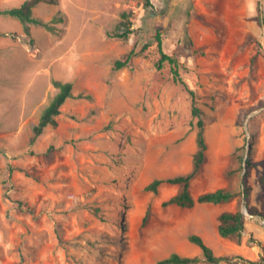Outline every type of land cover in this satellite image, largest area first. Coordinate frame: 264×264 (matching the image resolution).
Returning a JSON list of instances; mask_svg holds the SVG:
<instances>
[{
  "label": "rangeland",
  "instance_id": "rangeland-1",
  "mask_svg": "<svg viewBox=\"0 0 264 264\" xmlns=\"http://www.w3.org/2000/svg\"><path fill=\"white\" fill-rule=\"evenodd\" d=\"M24 1L0 0V10ZM123 12L134 30L127 40L115 36ZM33 15L52 31L31 24L28 36L0 14V264L201 258L192 234L216 256L264 264V227L248 212L264 214V0H58ZM157 31L204 122L207 150L191 194L240 191L228 203L163 207L178 186L146 190L190 173L197 151L199 118L170 66L157 68ZM54 80L71 82L73 96L57 126L32 141ZM237 210L245 232L222 238L219 214Z\"/></svg>",
  "mask_w": 264,
  "mask_h": 264
},
{
  "label": "trees",
  "instance_id": "trees-1",
  "mask_svg": "<svg viewBox=\"0 0 264 264\" xmlns=\"http://www.w3.org/2000/svg\"><path fill=\"white\" fill-rule=\"evenodd\" d=\"M58 0H25L21 5L12 7L6 10H0V14L8 15L18 19L26 35L30 36V25H41L46 27L48 30L52 31V27L48 23L44 22L40 18H36L33 15L34 7L39 3L56 4ZM145 5H150V0H145ZM259 10V8H258ZM119 33L115 36L127 40L129 36L134 32L132 29V21L130 13L123 12L121 14V20L118 24ZM157 42L158 52L160 58L157 62V68L161 69L164 64H168L171 68V73L173 76V81L184 87V89L189 93L192 98V115L198 117L197 121V151L193 158V169L190 173L186 175H177L175 177H170L166 179H155L150 184L146 186L147 191L157 193L159 187L162 184H170L178 186L177 193L170 197L168 200L162 203L163 207L169 205H175L181 208H192L196 204H220L228 203L240 194V191L231 188H220L214 191H209L200 194L196 198L193 197L190 191V184L192 179L197 175L201 165L205 160V153L207 150V144L204 136V122L200 119L201 110L195 104V94L188 85L184 82L179 71V61L172 55L165 53L162 49V39L160 31L156 32L154 36ZM133 52H131L125 60H117L114 64L115 69H120L128 64L131 59ZM53 86L57 89L56 94L51 99L49 104L42 111L39 121L33 126L32 141L38 138L47 127H56L57 120L56 117L61 113V107L66 102L68 98L73 96V85L71 82H63L59 80L53 81ZM88 97V96H87ZM246 167L251 166L249 157L245 159ZM245 186V181L242 183ZM249 187L244 188L245 197L248 196ZM251 215H258L264 218V214L257 212L255 209H248ZM147 219V214L144 217L143 223ZM246 230V218L245 214L241 210L237 211H223L218 216L217 231L222 238H230L233 236L240 237ZM188 240L196 245L201 254V258L198 256L188 257L181 256L177 253L170 254L167 258L158 261V264H195L200 261H204L206 264H262L263 258L259 261L247 260L241 256H216L211 247H209L199 235L192 234L188 237Z\"/></svg>",
  "mask_w": 264,
  "mask_h": 264
},
{
  "label": "built area",
  "instance_id": "built-area-1",
  "mask_svg": "<svg viewBox=\"0 0 264 264\" xmlns=\"http://www.w3.org/2000/svg\"><path fill=\"white\" fill-rule=\"evenodd\" d=\"M245 213V212H244ZM247 213V212H246ZM251 217V216H250ZM257 219L259 220L260 224L264 227V218L261 216H257Z\"/></svg>",
  "mask_w": 264,
  "mask_h": 264
},
{
  "label": "water",
  "instance_id": "water-1",
  "mask_svg": "<svg viewBox=\"0 0 264 264\" xmlns=\"http://www.w3.org/2000/svg\"><path fill=\"white\" fill-rule=\"evenodd\" d=\"M242 179H243V176H242ZM244 212H247V210H246V207H245V210H244Z\"/></svg>",
  "mask_w": 264,
  "mask_h": 264
}]
</instances>
